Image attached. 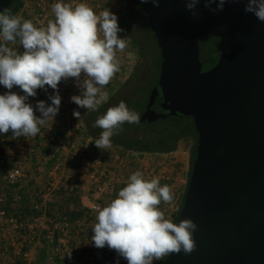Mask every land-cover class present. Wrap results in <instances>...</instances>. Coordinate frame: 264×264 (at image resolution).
I'll use <instances>...</instances> for the list:
<instances>
[{
    "label": "water",
    "instance_id": "1",
    "mask_svg": "<svg viewBox=\"0 0 264 264\" xmlns=\"http://www.w3.org/2000/svg\"><path fill=\"white\" fill-rule=\"evenodd\" d=\"M187 2L143 3L162 60L142 119L191 116L198 134L177 222L197 224L196 247L161 264H264V22L245 11L248 0H225L218 11L199 0L196 15ZM206 36L220 39L221 53L203 71Z\"/></svg>",
    "mask_w": 264,
    "mask_h": 264
},
{
    "label": "clouds",
    "instance_id": "2",
    "mask_svg": "<svg viewBox=\"0 0 264 264\" xmlns=\"http://www.w3.org/2000/svg\"><path fill=\"white\" fill-rule=\"evenodd\" d=\"M151 2L159 7L160 0ZM214 2L205 0V7L223 10L225 0L212 8ZM198 3L199 0H189L186 8L196 15ZM51 10L54 19L43 26L7 9L0 10V85L7 89L0 93V134L35 137L42 126L53 123L60 109L62 80L74 78L80 94L70 99L87 111H97L109 99L105 86L120 71L117 53L127 47L126 39L118 35L123 31L118 16L108 8L97 13L86 0H56ZM245 11L264 22V0H248ZM17 42L22 51L13 47ZM16 86L22 94L12 91ZM48 88L54 90L48 97L51 103L38 100L34 110L29 98L35 97L38 89ZM73 115L81 117L75 109ZM139 122V113L121 100L94 121L93 126L102 129L95 146L108 150L112 137L122 131L125 123ZM173 199L171 187L161 186L159 177L146 179L142 171L136 170L115 198L96 209L91 241L97 248L115 250L127 264H153L181 250L191 253L196 247L193 233L197 224L191 218L172 222L158 207ZM66 256L71 258V250Z\"/></svg>",
    "mask_w": 264,
    "mask_h": 264
},
{
    "label": "rangeland",
    "instance_id": "3",
    "mask_svg": "<svg viewBox=\"0 0 264 264\" xmlns=\"http://www.w3.org/2000/svg\"><path fill=\"white\" fill-rule=\"evenodd\" d=\"M76 1L80 2V0H65V2ZM54 2L56 0H25L24 6L17 15L31 20L35 25H46L49 19H54L51 10ZM86 2L97 13L106 8L115 13L123 29L118 35L126 39L127 47L117 53L121 65L120 71L109 83V86L117 89L139 63L137 48L132 45V39L125 29L126 25L121 22V0H86ZM147 24L149 25V22L146 18L141 13H136L133 23L134 36L146 43L150 54L156 59L160 51ZM142 25L148 26V29L145 30ZM200 44L201 61L203 70L206 71L211 68L208 53L211 50H217V44L215 39L205 38H202ZM13 47L22 51L18 42ZM155 83V79H148V90ZM72 86H76L74 78L68 82L63 80L60 82L59 93L62 99L59 113L53 123L41 127L39 145H35L31 136L19 137L15 139L14 144L6 146L3 156L0 154L2 184L8 182L7 172L14 167H19L23 175L18 181L32 190L33 199L30 200V205L39 212L31 213L25 219L21 218L17 210L19 196L16 195L10 202L6 192H0V264H63L65 259L70 264H116L117 260L119 264H127L125 259L118 257L115 250L106 246L104 248L94 246L91 241L93 235L91 228L96 222L97 213L88 205L100 204L101 207L107 205L115 198L118 191L126 186L129 176L136 170L142 171L146 179L159 177L161 186L167 184L171 187L174 192L173 201L162 202L158 206L165 212L167 219L172 221L179 208L189 179L192 150L197 142L194 137L193 120L190 118L179 120L182 127L176 133L182 134L183 137L178 142L177 150L170 153H139L120 146H111L108 150L97 147L95 149L93 139L86 136L81 124L76 123L70 114V104L73 101L66 98V92ZM76 89L80 94L77 86ZM5 91L7 89L0 85V93ZM12 91L22 94L18 86ZM48 92L51 95L54 94L51 88L47 91L38 89L37 95L29 98L34 110L38 100L51 103ZM45 94H47L46 97H44ZM82 110L87 112L86 108ZM36 115H40L39 111H36ZM172 120L167 119L158 123L170 125L173 123ZM149 125L145 123L143 127L148 128ZM51 126L61 127L70 137L65 142L62 139L59 140L66 146L65 149L55 153V156L50 153L42 157L41 150L53 141L50 133ZM147 134L153 135V132L149 131ZM0 138L3 141L14 137L9 132L0 134ZM69 140L74 147L68 145ZM52 156L56 161L50 165ZM86 161L90 163L86 164ZM74 193L80 196L81 204L87 208L82 216L69 213L78 211L73 201H69L70 205L65 201L68 195ZM35 196L42 197L45 205L36 203ZM70 250L71 258L69 259L66 255ZM156 263L157 261L153 262V264Z\"/></svg>",
    "mask_w": 264,
    "mask_h": 264
},
{
    "label": "trees",
    "instance_id": "4",
    "mask_svg": "<svg viewBox=\"0 0 264 264\" xmlns=\"http://www.w3.org/2000/svg\"><path fill=\"white\" fill-rule=\"evenodd\" d=\"M25 0H12L11 3L8 5L7 10H9L12 14L17 15L19 11L24 6ZM121 10H122V24L126 25L125 29L127 31L128 36L132 39V45L137 48L139 54V63L131 73V75L123 82L117 89L109 86L108 84L105 87V90L109 93V99L105 102L97 111H87L83 112V108L79 107L74 102L70 104V114L72 115L73 119L76 123H80L82 129L85 131L86 136L93 139L99 138L102 129L99 127H94V121L101 115H103L109 107L118 105V103L123 100L127 103L130 109L135 110L140 115V122L134 124L125 123L123 126L122 131L119 132L118 135L112 137V146H120L126 150L135 151L139 153L149 152V153H170L176 151L178 148V142L183 137L182 134L176 133L178 129L182 127L181 122L179 121L181 118H190L193 120V131L195 133L194 137L195 140H198V134L195 129L194 119L191 116H184V115H167L164 119H158L156 121H148L143 120V115L147 110V106L150 103V96L151 92L157 86V82L160 75L161 70V49L157 42L156 34L154 31L151 30L150 26L149 29L153 33L155 37L156 44L159 48L160 54L159 56L154 59L152 54H150L146 43L143 40H138L134 36V16L136 13H141L144 18H146L147 22H149V18L147 14L143 10V3L141 0H121ZM38 26V24H36ZM143 26V25H142ZM148 26H143L145 30H147ZM208 40H216L217 50H211L208 53V59L211 63V68L214 67L220 58V39L214 36H206L203 37ZM202 40V39H201ZM200 40V41H201ZM215 44V46H216ZM201 45V44H200ZM214 47V46H213ZM212 48V47H211ZM215 48V47H214ZM204 71V70H203ZM155 79V84L148 90V79ZM157 106V100L156 105ZM154 108V107H153ZM77 110L81 113V117L77 118L73 115V110ZM167 119H173V123L170 125L167 124H159V121H165ZM145 123H149L148 128H144L143 125ZM192 129V128H191ZM190 130V129H188ZM151 131L153 135H148L147 133ZM50 133L53 136V141L51 144H48L41 150V156H47L50 153L55 156L56 153V146L58 141L64 136V131L62 128H57L55 126H51ZM192 135V136H193ZM40 134L38 133L33 140L35 141V145H39ZM1 139V138H0ZM16 138H8L7 140H0V154L3 156L5 153L6 146H11L15 143ZM4 146V148L2 146ZM39 147V146H38ZM95 148V143L93 144ZM96 149V148H95ZM197 154V142L195 144V148L192 150L191 156V164L189 169V178L192 172V166ZM52 156V160H50V165L55 163L56 159ZM189 179L187 180L185 191L183 192L181 203L179 208L174 215L172 222L177 223L178 217L181 211V208L184 205V198L186 194V190L188 188ZM0 192H6L9 201H13L15 196H19V205H18V214L21 218L25 219L31 213H39L36 209L32 208L30 205V200L33 199L32 190H30L29 186L23 184L21 181L10 182L8 181L6 184H2L0 181ZM36 203L44 206V200L42 197L35 196ZM65 201H73L78 208V211L69 212L71 215H79L82 216L84 211L87 208H84L81 204L80 196H77L75 193L68 195ZM71 202L68 204L70 205ZM67 204V203H65ZM54 206V204H52ZM68 205V206H69ZM49 207V206H48ZM51 207V206H50ZM51 208H49L50 210ZM17 214V215H18ZM56 235L57 232H56ZM23 251V250H22ZM166 258V257H165ZM164 258V260H165ZM162 261H157L156 264H161ZM63 264H70L67 259H65Z\"/></svg>",
    "mask_w": 264,
    "mask_h": 264
},
{
    "label": "built area",
    "instance_id": "5",
    "mask_svg": "<svg viewBox=\"0 0 264 264\" xmlns=\"http://www.w3.org/2000/svg\"><path fill=\"white\" fill-rule=\"evenodd\" d=\"M73 3H77V1L76 2H73ZM39 5H40V3H39ZM39 26H43V24H40ZM73 85H74V83H73ZM77 91L78 90L76 89V86L70 87L69 89H67V92H66V96L67 97L66 98H69L70 99L72 95H77L78 94ZM69 137H70L69 134L68 133H65L64 136L61 139L65 142V140L68 139ZM67 143H68L69 146L74 147V144L72 142H70V140ZM65 147L66 146L65 145H62V142L59 141L58 144H57V146H56V153H59V151H61L62 149H65ZM86 162H84V164ZM88 163H90V162H87L86 164H88ZM22 175H23L22 174V170L19 167H14V168L10 169L7 172L6 178L10 182H16V181H18L22 177ZM88 207L90 209L96 210L97 208H100L101 206H100V204H91V205H88Z\"/></svg>",
    "mask_w": 264,
    "mask_h": 264
},
{
    "label": "crops",
    "instance_id": "6",
    "mask_svg": "<svg viewBox=\"0 0 264 264\" xmlns=\"http://www.w3.org/2000/svg\"><path fill=\"white\" fill-rule=\"evenodd\" d=\"M51 92H52V91H51ZM47 94H48V97H49V95H51L50 92H48ZM47 94H45L44 97H46ZM84 202H86V201L84 200Z\"/></svg>",
    "mask_w": 264,
    "mask_h": 264
}]
</instances>
